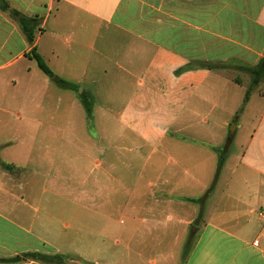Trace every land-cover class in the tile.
<instances>
[{
	"label": "crops",
	"instance_id": "1",
	"mask_svg": "<svg viewBox=\"0 0 264 264\" xmlns=\"http://www.w3.org/2000/svg\"><path fill=\"white\" fill-rule=\"evenodd\" d=\"M22 13L40 19L33 45L0 11V264H264V88L244 103L241 71L264 58V0H41ZM33 47L92 95L104 132L70 90L55 84L48 116L31 98Z\"/></svg>",
	"mask_w": 264,
	"mask_h": 264
},
{
	"label": "trees",
	"instance_id": "2",
	"mask_svg": "<svg viewBox=\"0 0 264 264\" xmlns=\"http://www.w3.org/2000/svg\"><path fill=\"white\" fill-rule=\"evenodd\" d=\"M0 11L4 13H9L10 17L15 20V22L19 25L20 29L22 30L23 34L26 36L28 41L31 45H33L36 33H37V21L40 20L38 16L35 18H31L19 10L12 8L10 4L6 0H0ZM40 30V29H39ZM31 60H34L39 68V70L44 73L47 77H49L54 84H56L58 87L64 89V90H70L74 91L76 90V86L57 77L54 75V73L51 71V69L48 67L44 59L39 55L37 52L36 47H33L30 53L27 55ZM252 79H251V85L246 91V95L244 98V103L249 100V97L253 93V91L260 85L264 78V58L259 62V64L253 68L248 69ZM88 96H91V100L88 99ZM81 100L83 107L86 111V114L88 118H92L93 113L92 109L94 106V101L92 95L89 93H84L81 95ZM230 150V147H226L222 150L218 151L219 154V167H221L225 161L226 156L228 155ZM212 189L209 191L211 192ZM207 199V196L203 197L202 199L198 200L196 203H200V205H203L205 200ZM203 209V208H202ZM203 214V211H201L200 217L197 219V221L194 223V227L197 226L200 223L201 215ZM193 236V234H192ZM191 237V236H190ZM191 240V238H190Z\"/></svg>",
	"mask_w": 264,
	"mask_h": 264
},
{
	"label": "rangeland",
	"instance_id": "3",
	"mask_svg": "<svg viewBox=\"0 0 264 264\" xmlns=\"http://www.w3.org/2000/svg\"><path fill=\"white\" fill-rule=\"evenodd\" d=\"M13 1H14L13 3H11V2H8V3L10 4V6L12 8L17 9L20 12H22V10H24V9L29 10L30 12L34 11V10H38L39 9V3L41 2V0H37V2H35V3H33V0H13ZM30 17L31 18H35L34 16H30ZM36 24H37V28H38L37 30H39V28H40V20H38ZM22 64H24V63L22 62L18 66H16V72H19V71L22 72V69L19 67V66H22ZM52 67L54 68V65H52ZM51 70L53 71L52 68H51ZM241 71L247 72L248 74H246V75H248L252 79V76H251L249 71H247V70L245 71L244 69H241ZM39 72H40V74L36 75L35 77H31L30 76L31 87H32V89L36 90V94L35 95L32 94L31 98L33 99V98L37 97L36 101H41V102H43V103H45L47 105L48 109L46 111V114L48 116L49 114L53 113L55 102H58L59 99H60V89L53 82H51L50 79L45 74H43L41 71H39ZM243 74L245 76V73H243ZM20 76H22V75H20ZM44 79H46V81L51 83L50 84L51 85V89H49L45 85L46 81ZM64 80L66 81V79H64ZM262 82H263L262 88H264V78H263ZM76 87H77L76 90L72 91V94L82 104L81 95L84 94L85 92H84V90H81V88L79 86H76ZM38 91H39V94H38ZM90 97L91 96H88L89 100H91ZM102 101L103 102L101 104H104L105 101L104 100H102ZM92 110H93L92 111L93 116H92V118L89 119V129H90V131L94 132V133L104 132L103 131L104 127L101 126L99 124V122H98V116H97V118H94V106H93ZM32 113L36 117L40 116L39 115V111H37V110L36 111H32ZM111 143H112V147H114V142L112 141ZM123 213H125V211L119 210L118 206H115V207L112 208V211L110 213L111 214V219H112V221H111V229L112 230L117 231L118 228L121 227V225L123 226L125 224V221H124L123 217H121L123 215ZM96 224H98V225L102 224V219L100 218L96 222Z\"/></svg>",
	"mask_w": 264,
	"mask_h": 264
}]
</instances>
